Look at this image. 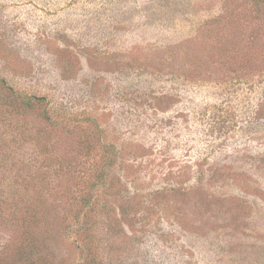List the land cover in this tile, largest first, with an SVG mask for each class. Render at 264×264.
I'll return each instance as SVG.
<instances>
[{
    "label": "rangeland",
    "instance_id": "374dc122",
    "mask_svg": "<svg viewBox=\"0 0 264 264\" xmlns=\"http://www.w3.org/2000/svg\"><path fill=\"white\" fill-rule=\"evenodd\" d=\"M25 239L264 264V1L0 0V264Z\"/></svg>",
    "mask_w": 264,
    "mask_h": 264
},
{
    "label": "trees",
    "instance_id": "16d2710c",
    "mask_svg": "<svg viewBox=\"0 0 264 264\" xmlns=\"http://www.w3.org/2000/svg\"><path fill=\"white\" fill-rule=\"evenodd\" d=\"M25 247L28 248L26 251L24 250ZM19 248L24 250L25 257L21 258L17 256L16 259L11 262V264H37L39 259L35 258V255L33 256L34 249L32 240L25 239V242H22Z\"/></svg>",
    "mask_w": 264,
    "mask_h": 264
}]
</instances>
